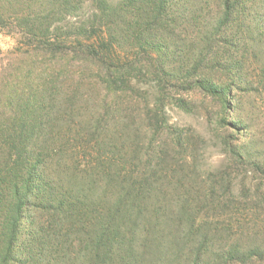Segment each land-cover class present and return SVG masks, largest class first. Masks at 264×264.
Returning <instances> with one entry per match:
<instances>
[{"label": "trees", "instance_id": "16d2710c", "mask_svg": "<svg viewBox=\"0 0 264 264\" xmlns=\"http://www.w3.org/2000/svg\"><path fill=\"white\" fill-rule=\"evenodd\" d=\"M192 1L0 0L21 45L0 64V264H264V163L218 140L228 164L204 170L167 115L253 88L235 56L256 0Z\"/></svg>", "mask_w": 264, "mask_h": 264}, {"label": "rangeland", "instance_id": "374dc122", "mask_svg": "<svg viewBox=\"0 0 264 264\" xmlns=\"http://www.w3.org/2000/svg\"><path fill=\"white\" fill-rule=\"evenodd\" d=\"M204 4L205 0L192 1V5L198 8ZM209 4V14L212 15L215 0H210ZM244 19V42L235 58L241 63L240 74L253 84V88L244 85L245 90L235 89L226 114L209 100L198 96L189 98V111L172 106L167 114L169 125L177 130V134L183 135V140H191L190 150L194 151L198 164L211 173L224 171L228 164L218 140H240L248 159L264 163V0L250 4ZM18 41L16 36L0 34V64H7L14 58L15 51L21 47ZM234 184L238 204L253 205L256 202L244 203L243 199L244 194H250L249 190L256 189L258 180L255 176L240 173L234 178ZM169 191H173V187ZM24 230L25 233L33 230L31 223L26 221Z\"/></svg>", "mask_w": 264, "mask_h": 264}]
</instances>
